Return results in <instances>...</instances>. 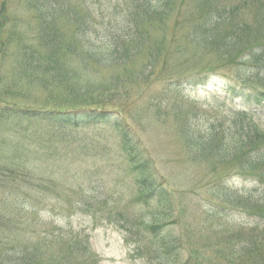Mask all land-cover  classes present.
<instances>
[{"label": "rangeland", "instance_id": "1", "mask_svg": "<svg viewBox=\"0 0 264 264\" xmlns=\"http://www.w3.org/2000/svg\"><path fill=\"white\" fill-rule=\"evenodd\" d=\"M173 1L171 13L161 25L157 21L137 23L141 17L135 18V27L141 35L136 44L141 43L124 66L94 63L70 50L75 26L70 20L74 14L71 6L72 14L64 12L59 5L63 13L57 16L60 23L45 25L55 28L50 33L57 36V41L43 46L39 39L42 35L39 36L37 30L43 21L33 5L35 1H5L3 9L9 19L6 27L13 33L0 54V102L44 107L91 103L117 106L118 113L133 125L139 141L146 147L149 165H153L156 176L165 180L171 195V204L166 205L170 206V216L155 220L153 214L161 209L164 199L155 201L160 196L142 199V193L147 190L140 189L122 140L108 125L69 121L56 126L53 123L39 126L25 122L23 127L24 124L3 117L4 120L0 119V164L7 156L11 163L17 162L12 165L23 163L26 167L40 169L42 181L52 183L53 195L49 201L52 207L43 206L46 209L39 211L44 213L36 214L37 218L30 222L52 231L48 246L51 249L46 250V254L43 252L48 264L50 261L67 264L58 257L61 258L63 250H69L71 240L79 239L83 232L88 233L89 239L86 254L76 259L80 264H264V208L261 209L264 183L239 174L233 159L219 163L192 158L177 126L183 111L190 114L192 123L201 127L212 117L227 118L229 114L218 107L224 92L209 82L201 84L185 79L177 89L170 87L165 77L212 66L219 71L214 78L234 76L240 79L235 64L229 62V52L218 50L217 41L211 44L200 39L188 40L192 32L184 26L189 20L187 15L196 18L195 21L199 19V9L204 8V4L244 2L238 16L231 21L248 22L250 13L256 11L257 0ZM2 2L0 0V7ZM73 2L78 12L85 11L87 16L94 18L92 23L97 29L115 23L121 16L112 6L117 0ZM257 20L252 21L258 25ZM176 21L178 28L174 30L172 26ZM170 35H175L177 44L169 42ZM248 37L254 38L250 34ZM22 39L36 47L43 58L20 56L16 45ZM159 46L161 50L167 46L171 51L169 57L161 64L141 69L148 53ZM176 46H183V51L175 52L172 48ZM46 63L51 67L41 72L40 68ZM226 103L229 105L230 99L227 98ZM230 106L239 107V104L231 103ZM175 107L181 108L180 115ZM248 109L252 111L250 121L264 131V109L253 106ZM2 181L8 183L9 179L3 177ZM85 186L90 189L86 191ZM224 190L240 203L222 197L224 193L218 195ZM74 191H81L85 195L83 199L90 197L87 208L80 204L75 209L78 198ZM2 192L4 190H0V195ZM253 199L256 202L251 205ZM141 220L148 223H141ZM137 224L148 226L141 229V234L134 232ZM161 224L163 238L159 240L154 231L155 225ZM63 229L73 230V233ZM23 233V225H20L17 234L22 238ZM65 234V238H61ZM56 235L60 239L56 240ZM173 235L178 237L175 239L177 250L168 247L164 251L161 246L160 249L152 246L158 240L159 243L169 238L172 241ZM42 238L44 235H39L38 239ZM243 244L246 250L236 249Z\"/></svg>", "mask_w": 264, "mask_h": 264}, {"label": "trees", "instance_id": "2", "mask_svg": "<svg viewBox=\"0 0 264 264\" xmlns=\"http://www.w3.org/2000/svg\"><path fill=\"white\" fill-rule=\"evenodd\" d=\"M2 1L0 7V33L2 35L0 38V46H2L0 54H3L5 45L8 44V36L13 33V30L6 27L9 19L5 16L7 12L3 9L6 0ZM34 1L33 5L36 6V12L40 13L43 21V24L37 29L39 36L42 35L38 37L41 38L43 46L52 45L57 41V36L50 33L55 28H46L45 25L60 23L57 16L63 13H61L62 9L59 5L64 8V12L72 14L71 6L74 14L71 15L70 20L75 26L73 31L74 41L71 40L72 48L70 50L78 55H84L94 63L107 66H111L113 63L124 66L128 64L134 55L137 45L141 43L136 44V39L141 36L135 27L136 22L134 20L136 17H141L136 20L137 23L138 21H157L161 25L166 16L170 15L172 3L174 2L173 0H117L116 4L112 2V6L115 8L116 14L121 15L120 18L115 19V23L97 29L94 27L95 24L92 23L94 18L87 16L85 11H82V14V12L76 10L74 0H60V2L57 0ZM52 2L58 5L52 4ZM243 3L213 6L204 4V8L200 7L199 9V19L195 21L196 18L192 19L187 15L190 22L187 20L188 23L186 22L184 26L191 29L192 32L188 40L200 39L211 44L217 41L218 44L214 46L218 50L229 52V62L235 64L240 79L234 76V78L222 76L221 78L217 77L220 78L219 80L212 79V76L219 72L217 67L212 66L185 74L165 77H167L170 87L173 86L177 89L182 87L181 81L184 79L197 83L212 80L214 83L217 82L221 85L225 92L224 100L228 98L231 103L242 105L239 108H233L223 103L222 105L218 104V107H222L229 115H227V118L225 116L208 118V124L206 123L204 127L192 123L190 114L183 111L180 115L178 110L181 108L177 110L175 107L180 115L177 126L184 146L192 158L212 160L219 163L226 159H233L236 161L239 174L255 177L260 184H263L264 131L246 119L245 113L247 110L243 107L247 105L264 107V0H257L256 11L250 13L248 22L237 23L231 21V18L238 16ZM105 13L108 15V12ZM252 20H257L258 25L255 22L253 23ZM178 21H181V19H178ZM258 21H260V24ZM45 22L47 23L44 24ZM176 23L177 21L172 26L174 30L178 28L175 27ZM248 34L254 36V38H249ZM168 39L172 45L178 43V41H175V35H170ZM167 46L163 50L160 49V46L158 49H152L141 69L148 66L153 67L165 61L169 57L168 54L171 53ZM172 49L175 52H182L183 46H176ZM16 50L22 57L24 55L27 57L39 55L43 58L41 52L36 47L31 46L28 40L22 39V42L16 45ZM38 63L41 64V60ZM48 66L51 67L46 63L45 66L40 68V71L43 72V69ZM253 81H256L257 84H253ZM103 104H70L63 107H44L36 105L22 106L2 101L0 102V119L4 120L3 117H8L19 125L24 124L23 127L25 122L39 126L52 123L56 126L60 122L69 121L79 124L101 122L108 125L122 140L126 158L131 164L132 171L138 177V182L141 185L140 189L147 190L145 194L142 193V199H152L158 196L160 197L155 201L164 199L160 205L161 209L154 212V219L161 218L163 220V218L169 217L170 206L166 207V205L171 204L170 189L166 186L165 180L156 176L153 165H149L147 161L149 159L148 153L145 151L146 147L139 141L129 120L118 113L117 106L110 107L108 103ZM108 105L109 107H107ZM16 113L18 115H15ZM4 159L5 162L0 164V190H4L3 194L0 195V264H48L44 253L46 254V250L50 251L51 249L48 246L50 245L49 238L52 239L53 236L52 231L50 228L47 231V227L44 226L31 225L30 222L33 221L36 214L44 213V211H39L41 208L46 209L43 206L52 207L49 202L50 195H53L52 183L42 181V174L39 173L40 169L26 167L21 162L19 166L12 165L17 162L11 163V161H8L7 156ZM23 166L25 167L23 168ZM3 177H8L9 182L4 183L2 181ZM85 189L86 191L89 190L90 186H85ZM74 193L78 198L75 209H78L80 204L85 205V208H87L89 206L87 200L90 197L87 196V199H83L85 195L81 191L78 193L74 191ZM222 193H224L222 197H226L229 201L240 203L239 200L232 198L225 190L218 193V195ZM255 202L256 200L253 199L251 205ZM263 208L264 203L261 209ZM259 215L263 216L262 214ZM140 222L148 223L144 220ZM20 225H23L22 238L17 234ZM146 226L148 225L137 224L135 227L138 229L134 228V232L139 233L141 229H146ZM162 226V224L155 225V229H157L154 232L159 240L163 238ZM63 230L67 233H73V230ZM154 232L151 231L152 237H154ZM33 234L36 236L35 238H33ZM39 235H44V238L39 240ZM65 236L66 234L61 235V238H65ZM87 236L88 233L83 232V234H80L79 239L71 240V249L69 248L68 251L63 250V256L58 257V259H61L62 263L65 261L67 264H80L76 259L82 258V254L87 250V240L89 239ZM56 237V240L60 239L58 235ZM176 238L178 237L173 235L172 241L169 238L159 243L158 240L152 246L159 249L161 246L164 251L168 247L171 250H177L179 246L175 240ZM20 239L21 241H19ZM244 246L246 245H240L236 249L242 250L244 248L246 250ZM50 264H52L51 261Z\"/></svg>", "mask_w": 264, "mask_h": 264}]
</instances>
